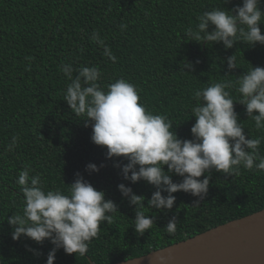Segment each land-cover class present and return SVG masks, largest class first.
<instances>
[{"label":"trees","instance_id":"trees-1","mask_svg":"<svg viewBox=\"0 0 264 264\" xmlns=\"http://www.w3.org/2000/svg\"><path fill=\"white\" fill-rule=\"evenodd\" d=\"M242 3L0 0V264H46L53 247L47 240L37 244L24 237L19 241L11 238L7 218L22 212L23 196L16 180L25 167L31 169L30 176L40 175L46 189L65 192L80 173L118 206L113 222L101 224L85 256L67 255L60 249L54 264H113L142 257L264 209V171L241 167L239 175L229 176L213 170L208 194L199 206L194 205L197 197L174 193L176 202L171 210L145 209L146 215L155 216V225L142 236L136 233L135 206L122 197L118 185L123 183L144 196L145 208L156 189L145 181L131 184L124 180L121 168L127 160L106 159L107 149L91 141L92 129L85 126L86 117L75 116L64 101L69 81L60 71V65L67 63L73 68L98 66L102 86L125 78L140 89L141 102L153 114L166 115L178 137L191 140L190 130L196 122L191 111L196 104L194 90L215 82L235 84L251 66L264 67V45L241 41L226 50L222 43L186 38V30L194 28L197 17L205 11L232 10ZM260 8L264 12V0ZM259 27L264 35V24ZM94 31L110 47L115 62L92 41ZM233 54L238 68L229 72L227 58ZM186 62L192 63L194 70L184 69ZM230 91L239 99L238 92ZM234 109L238 122L244 123L246 138H264V130L255 128L243 105L235 103ZM14 135L18 140L9 150ZM259 153L264 156V139ZM89 163L103 167L90 174L86 171ZM172 179L182 181L176 175ZM173 216L178 219L174 235L165 229Z\"/></svg>","mask_w":264,"mask_h":264},{"label":"clouds","instance_id":"clouds-1","mask_svg":"<svg viewBox=\"0 0 264 264\" xmlns=\"http://www.w3.org/2000/svg\"><path fill=\"white\" fill-rule=\"evenodd\" d=\"M228 2L223 0L225 4ZM260 4L261 0H243L242 6L232 10L223 7L205 11L197 17L194 28H187L186 38L207 44L222 43L226 50L241 41L250 46L264 45L259 27L264 24ZM91 39L103 48L106 57L116 61L98 32L94 31ZM183 68L194 70L190 62L184 63ZM227 68L229 72L238 68L236 54L227 58ZM60 71L69 81L64 101L75 116L86 117L85 126L92 129L91 141L107 149L106 159L127 160L121 168L124 180L131 184L145 181L156 189L145 208L144 196L136 195L123 183L118 185L122 197L135 206L133 227L141 236L155 225V216L146 215L145 209L171 210L176 202L173 194L177 192L197 197L194 205L199 206L208 194L213 170L229 176L239 175L241 167L264 171V156L259 153L264 138H246L244 123L238 122L234 109L235 103L243 105L255 128L264 130V67L251 66L235 84L215 82L194 90L196 104L191 111L196 122L190 130L191 140L180 139L166 115L153 114L141 102L140 89L125 78L102 86L98 66L73 68L72 63H67L60 65ZM232 89L240 94L239 99L233 97ZM17 140L14 135L9 150ZM102 167L89 163L86 171L98 173ZM30 172L25 167L16 180L21 186L23 206L22 212L7 218L12 240L24 237L37 244L49 241L53 247L46 264H54L60 249L67 255L85 256L93 239L98 237L101 224L113 222L118 206L106 200L105 192L96 190L80 173L75 174L74 182L65 192L46 189L40 175L30 176ZM173 175L182 181L173 182ZM177 226L178 219L173 216L165 229L174 235ZM29 251L40 255L35 249Z\"/></svg>","mask_w":264,"mask_h":264},{"label":"water","instance_id":"water-1","mask_svg":"<svg viewBox=\"0 0 264 264\" xmlns=\"http://www.w3.org/2000/svg\"><path fill=\"white\" fill-rule=\"evenodd\" d=\"M113 264H264V209L142 257Z\"/></svg>","mask_w":264,"mask_h":264}]
</instances>
